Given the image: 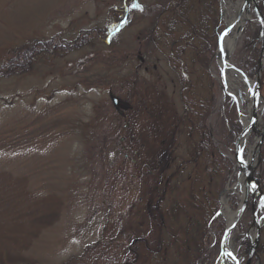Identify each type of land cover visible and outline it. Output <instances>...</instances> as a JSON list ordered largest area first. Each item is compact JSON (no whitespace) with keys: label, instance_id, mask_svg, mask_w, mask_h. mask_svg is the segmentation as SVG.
<instances>
[{"label":"rangeland","instance_id":"obj_1","mask_svg":"<svg viewBox=\"0 0 264 264\" xmlns=\"http://www.w3.org/2000/svg\"><path fill=\"white\" fill-rule=\"evenodd\" d=\"M130 3L136 9L126 18ZM240 7L241 0H0V66L22 45L95 33L77 50L39 54L27 71L0 77V264H219L224 252L221 264H245L253 214L263 252L257 247L251 264H264V111L259 148L252 150L259 134L240 143L263 195L252 211L249 192L222 248L242 199L236 183L246 184L234 155L239 133L229 129L253 114L240 63L253 61L254 81L264 11L259 17L251 5L250 19L225 37L234 39L226 48L234 71L210 46L216 26L226 30ZM183 99L208 112L214 145L229 162L226 191L217 195L228 204L220 201L207 225L215 188L203 162L173 176L199 143L196 133L188 137L190 124L178 134Z\"/></svg>","mask_w":264,"mask_h":264},{"label":"trees","instance_id":"obj_2","mask_svg":"<svg viewBox=\"0 0 264 264\" xmlns=\"http://www.w3.org/2000/svg\"><path fill=\"white\" fill-rule=\"evenodd\" d=\"M260 8L264 11V2L261 3ZM130 12H132L131 3L124 8L123 16L129 18ZM123 16L121 15L120 21H123L124 23L126 22V20L123 18ZM220 29H221L220 26H216L212 34L213 43L210 46V48L216 46L218 35L221 32ZM93 34L95 33L90 31H88L87 34L81 33V35H79V37L75 41H69V42H62L58 40L57 36H55L53 37V39L49 41L37 40L31 45H27V46L22 45L15 52L14 51L11 52L10 55L5 59L3 64L0 66V77L17 75L23 73L24 71H27V69L31 66L33 60L37 56H40L39 54L50 52L53 50L55 52H60V51L70 52L73 50H77L82 45H84ZM150 37L151 35L148 38ZM208 47L209 46H207L206 49H209ZM204 65L207 66V61L204 63ZM240 65L241 67H243L245 73L248 75H250L253 72V69H255L253 65V61H249L248 63L246 62L240 63ZM182 101L184 104V111H183V116L182 118H180V122L178 124V126H180L178 129V134H182L185 124H190L191 130L189 131L188 137L192 138L194 133H196L199 138V143L194 144L193 146L194 153L191 159H188L187 161L186 160L183 161L182 158L180 159L179 163L175 165V174L173 176L177 178V175L184 168L183 167L184 164L199 165V163L203 162L204 173L208 177V186L210 188H215L214 209L211 212L206 211L205 214L207 218L205 219L204 222H206L205 225H207L211 220L215 218L214 216L218 213L219 201L217 200V195H219L223 191L224 185H222V182H224L226 173L229 174V162L227 161L226 157L222 155L214 145L213 137L210 133V127L207 123L208 112L203 109L194 110V106L192 103L190 104L185 99H183ZM197 116H198V121L196 122ZM229 131L235 134L240 133L241 131L240 124L238 123L231 124ZM174 163L175 160L173 161V164ZM165 173L166 170L162 174ZM215 177L219 178V180L214 185L213 181ZM221 227L222 226L220 225L217 229H215V240L218 243H220L224 233L223 231L224 228L222 229ZM204 236H205L204 240L207 239V242H209L211 239L209 233L205 232ZM258 252H263L262 246L258 247Z\"/></svg>","mask_w":264,"mask_h":264},{"label":"water","instance_id":"obj_3","mask_svg":"<svg viewBox=\"0 0 264 264\" xmlns=\"http://www.w3.org/2000/svg\"><path fill=\"white\" fill-rule=\"evenodd\" d=\"M247 7V10L249 11V6L250 3H253L255 6V9L259 12V8L256 4V2L254 0H245L244 1ZM260 13V12H259ZM262 16V15H261ZM263 18V17H262ZM261 38H262V46H261V55H264V19L263 22L261 23ZM258 58L257 61V70H256V75H255V79L253 82V89L252 91H250V97H251V103H252V119L251 122L248 126H243L242 131L240 132V134L237 136L236 140L234 141V155H235V161L236 164L238 166V173L239 174H243L246 178V185H245V197H244V201L242 203V206L240 207V209L238 210L237 213V217L236 220L239 218L241 212L245 209V207L247 206V197L249 195V192L251 194V208L252 211H254V201L255 198L257 196V194L259 195H263L262 191H261V187H260V182H259V178L257 177L256 173H255V169L253 167L247 166L245 164H243L244 162H241V158L242 155L239 154L238 150H237V146L239 145L241 139H243L244 144L246 143V140L248 138V135L250 133H254V134H259L260 135V139L257 142L256 146L254 147V150H257L259 148V146L261 145V140H262V136L263 133L262 131L257 130L256 125L258 124V122L260 121L261 117H262V113L264 111V98L260 93V87H261V82H262V69H263V63H264V58L263 57ZM222 60H225V56L222 54ZM242 75L245 76L246 79L247 76L240 71ZM257 96L259 98V100L263 101V104L261 107L257 106L253 101H252V97ZM112 101L113 103L116 105L117 104V98H115L114 95H111ZM245 138V139H244ZM243 160V159H242ZM253 222L252 225L255 226L256 228V233L255 236L253 238H250V246H249V251H248V257H247V261L245 264H251V259L254 255L257 254V247L259 245L260 242V236H261V225L258 222L256 216L253 214ZM234 227V224L231 225L230 229L232 230Z\"/></svg>","mask_w":264,"mask_h":264},{"label":"bare ground","instance_id":"obj_4","mask_svg":"<svg viewBox=\"0 0 264 264\" xmlns=\"http://www.w3.org/2000/svg\"><path fill=\"white\" fill-rule=\"evenodd\" d=\"M231 1V0H230ZM247 1H249V0H247ZM254 1H258V0H254ZM242 2H243V0H241V4H242ZM231 3V2H230ZM241 7H246V4H244V5H241ZM239 12V11H238ZM238 14V13H237ZM249 18V16H248V14L246 13V11L244 12V14H240V19H239V25H241L243 22H245V20H247ZM234 19H237V15H236V17H234ZM233 19V22L235 21ZM229 23H231V22H229ZM228 41L226 40L225 42H223L224 44L222 45V47H221V49H220V52L221 53H225L226 55H227V50H226V48H228V50H231L232 49V45H233V43H234V39L232 40V41H230L229 42V44L227 43ZM225 45H227V47L225 46ZM222 66L224 67V68H226V69H228V70H232V71H234L233 70V67H232V65L226 60L225 62H222ZM239 75H241V77L243 78V79H245L246 80V82H247V85H248V91H249V93H250V91H252V89H253V81H250V80H248V79H246L245 78V76L244 75H242L241 73H239ZM252 101L257 105V106H259L258 104H259V98L255 95L254 97H252ZM251 119H252V116H251V118L249 117L248 118V120H247V122L244 124V126L246 127V126H248L249 124H250V122H251ZM258 127V125H256V128ZM257 130H258V128H257ZM245 139V138H244ZM241 141H243V139H241ZM242 144H240L239 143V145L237 146V150H238V152H239V154H241V151H242ZM250 150V149H249ZM244 162V161H243ZM243 164H245V165H248V164H250V167H253L252 165H254V164H252V163H250V161H248V159H246L245 160V162L243 163ZM243 184H242V178L240 177L239 178V180H238V182L236 183V189L237 190H241V192H242V195H239V198L241 199H243V196H244V188H243ZM242 199L241 200H239L240 202L242 201ZM221 202H222V205L225 203L226 204V199H224V198H221ZM224 204V205H225ZM227 204H228V201H227ZM226 204V205H227ZM233 221H231V222H229L228 223V225H230L231 223H232ZM232 234V231H231V229H230V227L227 229V236H226V238L228 237L229 238V236ZM226 240V239H225ZM226 244H227V241L226 242H224V246H223V248H226ZM225 251V250H224ZM224 257H225V253H224Z\"/></svg>","mask_w":264,"mask_h":264},{"label":"snow or ice","instance_id":"obj_5","mask_svg":"<svg viewBox=\"0 0 264 264\" xmlns=\"http://www.w3.org/2000/svg\"><path fill=\"white\" fill-rule=\"evenodd\" d=\"M226 34V33H225ZM241 162H243L242 158H241Z\"/></svg>","mask_w":264,"mask_h":264},{"label":"flooded vegetation","instance_id":"obj_6","mask_svg":"<svg viewBox=\"0 0 264 264\" xmlns=\"http://www.w3.org/2000/svg\"><path fill=\"white\" fill-rule=\"evenodd\" d=\"M182 1V0H181Z\"/></svg>","mask_w":264,"mask_h":264}]
</instances>
